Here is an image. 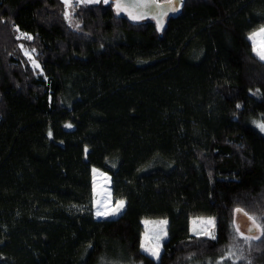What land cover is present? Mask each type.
Here are the masks:
<instances>
[{
	"label": "trees",
	"instance_id": "obj_1",
	"mask_svg": "<svg viewBox=\"0 0 264 264\" xmlns=\"http://www.w3.org/2000/svg\"><path fill=\"white\" fill-rule=\"evenodd\" d=\"M262 27L264 0H183L163 31L103 0H0V264H264ZM93 168L118 215L95 216ZM145 218L168 219L158 260Z\"/></svg>",
	"mask_w": 264,
	"mask_h": 264
},
{
	"label": "rangeland",
	"instance_id": "obj_2",
	"mask_svg": "<svg viewBox=\"0 0 264 264\" xmlns=\"http://www.w3.org/2000/svg\"><path fill=\"white\" fill-rule=\"evenodd\" d=\"M264 28V27H262ZM262 28L257 30L256 32H259ZM254 32V33H256ZM264 123V119H261L257 121L256 123H252V125L258 129L263 135L264 131H262L257 125ZM93 188H94V196H93V210L95 213V216L98 218H105L110 216H116L120 213L121 209L119 211H113L118 207V202L121 200L116 199L113 196L112 189H111V183H112V177L109 173L99 169V168H93ZM98 212H109V215H97ZM211 219L213 221V224H208L207 221ZM148 220L152 222H156L158 224L161 220H166L168 225V219L167 218H145L143 221ZM142 221V222H143ZM193 221L196 223L194 224ZM167 225H163L160 227H156L155 224H150L146 227V225L143 223L144 226V235L142 243L145 244L146 248H153L157 247L159 248V255L154 256L150 251H146L145 248L143 250L153 256L155 259H159L161 256V253L164 248V241L168 237V230ZM195 229V230H194ZM192 230L196 235H206L210 237L216 236V220L214 217L210 216H198L192 219ZM147 232L149 239L145 240V233ZM164 232L167 233V235H164ZM206 233H211V235H208ZM159 236L160 239L157 240L156 237ZM99 264H126L122 258L119 257H104L103 260L100 261Z\"/></svg>",
	"mask_w": 264,
	"mask_h": 264
},
{
	"label": "water",
	"instance_id": "obj_3",
	"mask_svg": "<svg viewBox=\"0 0 264 264\" xmlns=\"http://www.w3.org/2000/svg\"><path fill=\"white\" fill-rule=\"evenodd\" d=\"M78 1V0H69ZM114 4L115 13L118 16H126L132 22H143L147 20H153L160 31H163L166 27V20L169 16L176 15L183 3V0H140L141 3L146 4V7L132 9L130 6L137 2V0H120V3L124 5L128 10L117 12L116 0H110ZM178 9V11H172V9ZM128 11H132L134 15L142 16L141 19H132L128 14ZM253 219L256 225H260V228L254 227ZM233 225L235 230L246 238L259 240L263 237L262 225L250 214H248L243 208L237 207L233 212ZM239 229V230H237Z\"/></svg>",
	"mask_w": 264,
	"mask_h": 264
},
{
	"label": "snow or ice",
	"instance_id": "obj_4",
	"mask_svg": "<svg viewBox=\"0 0 264 264\" xmlns=\"http://www.w3.org/2000/svg\"><path fill=\"white\" fill-rule=\"evenodd\" d=\"M69 0H65V3H68ZM85 2L87 3H99L101 2V0H85ZM104 3H109L110 0H103ZM147 5L144 4V3H141L140 0H137L136 3L132 4L130 7L132 9H136V8H141V7H146ZM116 10L117 12H121V11H126L128 10L124 5H122L120 3V0H116ZM172 11H178V9H175L173 8ZM128 14L132 17V19H141L143 18L142 16H137V15H134L132 11H128ZM26 38H31V37H26ZM249 40L252 41L253 43V51L259 56V58L261 60H264V28H262L259 32H256V33H252L250 34L249 36ZM237 107H240V105H237ZM262 131H264V123H261V124H258L257 125ZM124 206V202L123 201H120L118 202V207L116 209H114L113 211H119L121 208H123ZM110 213L109 212H98L97 215H109ZM143 223L146 225V227L150 224H155L156 227H160V226H163V225H167V221L166 220H161L158 222V224H156V222H152V221H148V220H145L143 221ZM193 223L195 224L196 222L193 221ZM208 224H213V221L211 219H209L207 221ZM253 225L254 227H257V228H260V225H256L255 224V221L253 219ZM195 230V229H194ZM239 230V229H237ZM208 235H211V233H206ZM164 235L166 236L167 233L164 232ZM214 238V237H213ZM149 239V236L147 234V232L145 233V240L147 241ZM157 240L160 239L159 236L156 237ZM141 247L142 248H145L146 251H150L154 256H157L159 255V248L158 246L157 247H153V248H146L145 244L142 243L141 244Z\"/></svg>",
	"mask_w": 264,
	"mask_h": 264
}]
</instances>
